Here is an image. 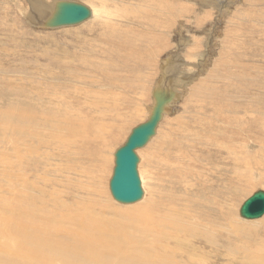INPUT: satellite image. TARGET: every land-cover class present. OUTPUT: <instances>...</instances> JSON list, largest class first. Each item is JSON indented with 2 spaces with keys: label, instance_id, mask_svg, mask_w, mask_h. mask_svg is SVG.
I'll use <instances>...</instances> for the list:
<instances>
[{
  "label": "rangeland",
  "instance_id": "rangeland-1",
  "mask_svg": "<svg viewBox=\"0 0 264 264\" xmlns=\"http://www.w3.org/2000/svg\"><path fill=\"white\" fill-rule=\"evenodd\" d=\"M36 1L31 3L30 0H0V109L12 108L9 111L14 110L18 113L17 115L20 108H23L26 114L32 115H37L34 108L42 112L48 110L53 104L46 99L49 96L45 95V90L44 94L39 93V87L50 84L46 91L51 92V96L55 95L56 99H64L69 106H62L64 115L71 114V122L72 120L74 124L76 122V128L81 131L85 129L95 135L97 141L90 140V134L86 131L87 136L83 137V141L86 140L84 147L94 160L77 147L82 142V138L77 136L73 138L64 136L66 140L62 138L55 141L52 148L43 147L38 151L33 150L31 145L34 142L28 139L33 131L17 129L18 126H12L10 123L28 124L32 121L25 120L27 116L25 113L22 114L23 122L18 119L16 121L15 114L12 112L9 115L11 119H5V123L9 124L0 126V160L7 164L4 168L3 163L0 162V173L8 171L14 176L21 177L22 167H27L26 164H31L34 159V163L41 167L32 171L30 175H34L37 171L34 175L35 180L41 179L42 182L56 180L55 188L53 186L47 188L51 192L79 195L75 201L79 202L77 199L82 198L80 203L90 206L89 199L92 196H87L85 190L78 189L79 185H84L86 190L88 187L99 186L101 190L108 191L107 194L113 201L109 189L112 187L113 174L116 173L117 153L125 148L133 137L136 138L140 134L136 132L145 126L140 134L142 136L136 141L134 147L138 164L136 165L137 173L140 179H143L139 180L140 188L142 193L145 192L142 202L135 206L156 200L160 219L166 217L163 214L165 205H167L166 208L172 205L180 211L184 220H194V215L199 214L201 210L199 221L205 226L204 229L209 231L210 228V223L206 222L217 223L215 232L218 238L224 244L230 245L232 250L230 251L229 248L228 253L220 248L222 252L214 258L215 261L214 259L211 261V264L254 263L256 253H260L259 245L264 244L263 234L252 236L257 238H251L252 244L246 246L248 250L241 251L239 246L244 238L236 236L232 229L233 225L226 223L225 217L228 216V212L224 207L233 211L230 212L234 217V224L245 226L247 223L264 221V216L261 219L249 221L240 215V209L246 200L259 191L264 192V177L261 179L264 167H258L256 163L257 160L264 161V147H261L264 145V0H40L46 6L43 8L44 12L59 9L57 14L51 17L54 22L50 19V22H53L50 27L44 26L46 17L42 18L43 12L40 9L42 6ZM59 2L85 5L92 10L93 17L73 27L62 26L65 20L62 19L64 16L60 15L63 9ZM32 6H37L36 8L40 10ZM37 18L43 19V24L39 23L40 20L38 21ZM107 24L109 26H106ZM134 28L148 35L137 36L133 32ZM110 30L113 31L110 32ZM80 57H85L86 60L96 58L95 61L99 67H106L109 70L107 72L110 78L105 75V70L100 72L90 70L91 75L87 74L88 69L85 66L70 69L72 71L68 77V74L64 72L65 68L63 70L61 68L64 63L66 65L82 64ZM51 74L57 76H51ZM60 75L63 77L61 78ZM88 75L92 80L84 79ZM102 78L108 81L104 82ZM126 80L134 83V89L131 86H125V83H128ZM157 86L159 91L155 93ZM77 90L80 92L76 99L83 103L86 101L84 108H81V103L77 104L78 100L72 103ZM158 96H161V100L157 98ZM155 101L159 102L158 106L168 105L170 111L162 112L161 119L155 122L157 132L147 142L148 135L152 133V127L145 124L150 122V109ZM56 104L57 102L54 103ZM204 108L209 111L206 115L211 114V110L214 111V115H218L219 121L215 119L218 123L214 120L210 123L223 129L225 135H228L227 137L232 141L231 146H227L230 149L229 153L222 150L217 154L214 149L219 148L215 143L196 146L192 141L193 133L203 131L202 125L210 127L208 120L206 122L209 124L204 123L198 126L193 125L191 121L199 115L200 110L205 111ZM219 110L222 115L217 114ZM29 111L31 113H28ZM155 112L160 113L158 109H155ZM45 114L40 113V115ZM67 116L70 115L65 117ZM247 122H249V129L245 127ZM184 123L190 130H183L181 126L178 128ZM31 126L34 125L26 128ZM238 128L245 131L242 136L236 134ZM21 131L26 138H23ZM170 134L173 136L170 137ZM169 139H180V141L178 145H174L168 143ZM47 140L51 141V138L47 137ZM157 141L163 142L160 148ZM73 142L76 145H73ZM223 143L225 144L226 140ZM211 147L213 150L208 151ZM28 151L29 154H27ZM50 152L53 156L49 158ZM106 157L109 158L108 163L105 161ZM183 165L190 170L180 169L183 172L174 175L170 173V170L175 171ZM105 169H107L106 172ZM98 171L100 176H97ZM193 171L198 172L196 177L193 176ZM237 174L241 176L243 184L239 182L237 185L234 184L232 194L224 196L222 191L225 190L221 188L226 184L223 180L227 177L236 179ZM102 177L101 184L99 180ZM68 184H71V187L74 184L78 188L75 186L70 189ZM210 184H214L213 189L217 188L222 192L215 193L216 197L211 195L212 200L207 193ZM111 191L113 193L112 188ZM229 195L230 199H228ZM60 196L67 199L65 195ZM114 198L116 199L115 196ZM214 198H217L219 202H213ZM196 199L200 200V204L195 203ZM122 203L127 202L122 201ZM115 205L120 206L118 207L120 210L121 207L122 210L125 209L116 201ZM221 213L225 215V220L222 219ZM153 228L156 229L157 226ZM168 231L164 230V232ZM225 256L226 258H223ZM248 256L250 259H247Z\"/></svg>",
  "mask_w": 264,
  "mask_h": 264
},
{
  "label": "bare ground",
  "instance_id": "bare-ground-1",
  "mask_svg": "<svg viewBox=\"0 0 264 264\" xmlns=\"http://www.w3.org/2000/svg\"><path fill=\"white\" fill-rule=\"evenodd\" d=\"M32 1H34V0H30L31 3H32ZM146 1H148V0H146ZM155 1H157V0H155ZM36 2L38 3V5L42 6V8L40 7L41 12H43V13H41V14H43L42 18L46 17L45 22L43 21V19L37 18L38 21L40 20L39 23L43 24V22H44V26H46V27L52 26L54 19H52L51 17L56 15L59 9H57L55 11L53 9V11L44 12L43 8H45L46 6L43 5V3L40 0H37ZM60 4H62L61 8L63 9V11L61 9L62 12L60 15L64 16V18H62V19H65V20L69 19L70 15L76 13V11L78 10V8L74 7L76 5V3H70L69 4V2H66V3H60ZM57 5H58V3H57ZM58 6H54V8H58ZM148 6H150V5H148ZM32 7H35V9H37L36 8L37 6H32ZM85 8L87 9V10H85V12H86V14L88 13V16H89L88 19L92 18L93 17V15L91 14L92 10H90V8H88V7H85ZM33 11H34V9H33ZM37 15H38V13H37ZM28 16H31V15H28ZM50 19H52L53 22H50ZM157 21H156V24H157ZM109 22H111V21H109ZM120 22H122V21L120 20ZM42 24H41V26L44 27ZM121 25H124V24H121ZM106 26H109V25L107 24ZM162 27H163V23H162ZM142 30H145V29H142ZM111 31H113V30H110V32ZM133 32L136 33L137 36L139 35L141 37L148 35L147 33L137 31L135 28L133 29ZM79 46H81V45H79ZM80 60H82V62L80 61L82 64L73 63V65L72 64L66 65V63H64V66L61 68V70H63L65 68L64 72L68 74V77H70L69 74H70V71H72L70 69H73V68L77 69V68H80L81 66H85L88 69L87 74H90V70H97V72H100V70H105V72H106L105 75L107 77H109L108 72H107L109 70L106 67H99L95 61L96 58H93V59L90 58V59L86 60L85 57H80ZM75 61L77 62L78 60H75ZM60 67H61V65H60ZM58 70H59V68H58ZM80 72H81V70H80ZM54 75L51 74V76H54ZM49 76H50V74H49ZM56 76L57 75H55V77ZM60 76H61V78L63 77L62 75H60ZM64 76L66 77V75H64ZM55 77H53V78H55ZM88 77H90V78H88ZM88 77H87L88 79L87 78H84V79L87 81L92 80L91 76L88 75ZM124 78H128V77H124ZM78 80H79V78H78ZM85 80L84 81L82 80V81L85 82ZM94 80H96V79H94ZM102 81H104L103 78H102ZM106 81H108V80H106ZM106 81H104V82H106ZM131 82H133V81H131ZM107 83H105V84L107 85ZM145 84H146V81H145ZM73 85H74V83H73ZM106 85H103V86H106ZM169 85H171V84H169ZM27 86H29V85H27ZM37 86H39V84ZM48 86H50V84L46 85L44 87L40 86L39 87V89H40L39 93L42 95L45 92L46 93L45 95L49 96L46 99H48L49 103H52L53 105H51L48 110H45L43 112L34 108L33 110L37 115L26 114L24 112L23 108H20V111L18 110L19 115H17L18 113L17 112L15 113V111L13 110L12 112H13V114H15L14 116L16 117L15 118L16 121L18 119L20 122H23L22 114L25 113L27 115L25 120L28 121V119H30L32 122H29L28 124H17L16 122L13 121L14 123L10 122L11 125L12 126H18L17 129L22 128L24 131L25 130L26 131H33L32 133L29 132L31 135L29 134L30 136L29 137L27 136V137L30 141L34 142L32 145L31 144L30 145L32 146L33 150H35V151H38V150H40V148H43V147L44 148H46V147L52 148V146L54 145V142L58 141V140H62V138L64 136H67L66 138H68V137L73 138V136H77V138L78 137L82 138V142L79 145H77V147L80 150L84 151L85 154L90 157V159L94 160V158L87 152V149H85V147H84V143L86 140L83 141V137L87 136L85 134L86 130L83 129V131H81V129L76 128V125H77L76 122H75V124H74V120H72V122H71V117H72L71 114L67 113L64 115V113L62 111V106L63 105H66L67 107H69V106L66 104V101H64V99L60 100L59 98L56 99L57 97H55V95L51 96L50 95L51 92L48 93L46 91ZM109 86H107V87H109ZM125 86L126 87L131 86L133 88L134 83L128 82V83H125ZM159 86H157L155 88V91H154L155 93H158ZM74 87H76V86L74 85ZM143 87H145V86H143ZM63 88H65V87H63ZM73 89H75V88H73ZM150 89H147V90H150ZM69 90H68V92H69ZM82 90H85V89H82ZM86 91H88V90H86ZM131 91H132V89H131ZM79 92H80V90H79ZM79 92H78V90L76 91L75 97L72 98V103H75L78 100L77 104L81 103L82 104L81 108H84L85 107L84 104L86 103V101H84V103H83V101H81V100L79 101V99H76L77 98L76 96H78ZM136 92H137V90H136ZM174 92H177V91H174ZM33 93L36 94L35 92H33ZM34 94H32V95L34 96ZM168 94H172V93H168ZM146 95H147V93H146ZM87 96H88V94H87ZM98 96H99V94L97 95V98H98ZM141 96H142V94H141ZM175 96H176V94H175ZM92 97H93V95H92ZM157 98H159V100H161V96H158ZM189 98H190V96H189ZM89 100H90V98H89ZM191 101L194 102L193 100H191ZM55 102H57L56 105H54ZM158 104H159V102L155 101L153 103V106L150 109V112H151L150 122H152V123L147 122L145 124V125L152 127V133L150 135H148L147 142L149 139L152 138V136H155L154 134H156V132H157L156 131L157 125H155V122L157 120L161 119L162 112L163 111H166V112L170 111V107L168 105L158 106ZM183 104H185V103H183ZM147 105H149V103ZM30 107H32V106L30 105ZM33 107H34V105H33ZM7 108H4V110L0 109V126L1 127L3 125L9 124V123H5L6 118L11 119V118H9V115H11L12 112L9 110L12 108H8V109ZM92 108H93V106H92ZM184 108H186V106ZM155 109H158L160 113L156 114ZM204 110L205 111L200 110L199 115H197L195 117V119H191L193 125L196 124L198 126V125H202L204 123H205V125H207L213 120H214V122H216L215 119H218V121H219L218 115H214L213 110H211L210 112H212V113L208 114V115H206V114L209 111L206 108H204ZM77 111H78V109H77ZM83 111H84V109H83ZM220 112H221L220 110L217 111V114L222 115ZM28 113H31V112L29 111ZM40 113H43V114L46 113V114L40 115ZM47 114L51 115L52 118H51V116L47 117V116H49ZM6 115H8V116H6ZM66 115H70V116H67L68 117L67 118V117H65ZM187 115H189V114H187ZM187 115H185V117ZM226 118L228 119V117H226ZM181 119L183 120V117ZM207 120L209 123L206 122ZM86 121H88V120H86ZM8 122H9V120H8ZM25 123H27V122H25ZM216 123H218V122H216ZM29 125H34V126H31L30 128H26ZM180 126L183 127V130L184 129L190 130V129H188L189 127H187V124H185V123L179 125L178 128ZM248 126H249V122H247V124L245 125L246 129H249ZM24 128H26V129H24ZM197 128H200V127H197ZM201 128L203 129L202 132H195L192 134V141L195 142L196 146H199V145L205 146L206 144L215 143V144H218V148H219V149H214L217 154H219V152L222 150H224L228 153L230 152V149L227 146H231L232 141H230L229 137H227L228 135H225L223 129L217 128L212 123H210V127H205L202 125ZM235 128H237V127H235ZM144 129H145V126L141 127L140 130H138L136 132V134L137 133L141 134V132L144 131ZM47 130H49L50 132H48ZM53 130H54V132H51ZM96 131H98V130H96ZM20 133L23 135V138H26L25 134H23L22 131ZM86 133L90 134V140L95 139L94 134L90 133L89 131H86ZM218 133H220V135H217ZM243 133H245V131L241 128H238V130L236 131V134H238L239 136H242ZM140 134L137 135L136 138L133 137L131 139L130 143L128 144V142L131 138L130 137L127 140L128 145L125 148H123L121 151H119V153H117L118 155L116 157V160H117L116 173H115V175L113 174L112 182H111V184H112L111 188L113 190L114 195L111 191V188L109 189L111 192L113 201L111 200V198L107 194L108 191L106 192L105 191L106 189L104 191L101 190L99 186L98 187L96 186L93 188L88 187V190H86L84 185L83 186L79 185V188H78L76 185L72 184V187L75 188V186H76L81 191L85 190L84 192L87 193V196H90V197L92 196V198L89 199L90 206H86L83 203H80L82 198H79L80 200L77 199L79 202L75 201L76 197H78L79 195L77 196V195H73V194H63L62 192L57 193L58 191L56 193H54V191L51 192L47 188L48 187L51 188V186H53L55 188V186H57L56 180H53L51 182L50 181L42 182L41 179L35 180L36 178H34V175L36 174L37 171L35 172L34 175H30V173L32 171L41 167V165H36L34 163V161H35L34 159L32 160L31 164H29V165L26 164L27 167L21 166L23 168L21 177L14 176V175L8 173V171H4V173H0V264H211V261L214 258H216L220 252H222L220 248H222V250L228 251V249L230 248V245L224 244L223 241H220V239L218 238V234L215 232V224L217 225V223H214L213 221L212 222L211 221L206 222V223H210L209 224L210 228L208 227L209 231L204 229L205 226H203L201 224V222L199 221L201 210L199 211V214L194 215V220H184L183 214L180 211H178L172 205H169L167 208H166L167 205H165L163 208V211H164L163 214L166 215V217L163 219H160L159 214H158L159 208L156 207V200L155 201L154 200L148 201V203H145V205L135 206L136 204L142 202V200L144 199L143 193H145V192H143V193L141 192L142 189L140 188L139 180H141L142 178L140 179V177L137 173L136 165L138 166V164H137V159H136L135 154H134V152H135L134 147L136 146V141H138L140 136H142ZM222 134H224V135H222ZM171 136H173V134H170V137ZM47 137L51 138V141H48ZM63 139L66 140L65 138H63ZM74 139H75V137H74ZM159 139H160V137H159ZM1 140L3 141V139H1ZM19 140H20V138H19ZM77 140H80V139H77ZM102 140H104V139H102ZM169 140H171V141H169ZM169 140H168V143L174 144V145H178V143L180 141V139L179 140L169 139ZM225 140H226V143L224 144L223 142ZM16 143H18V142H16ZM74 143L75 142H73L72 144L76 145ZM162 145H163V142H161V141L158 142L159 148ZM68 146H69V144L67 145V147ZM261 147L263 148L264 145L263 146L261 145ZM49 148H48V150H49ZM24 149H22V150H24ZM209 150H213V147L208 148V151ZM34 153H37V152H34ZM51 153L52 152H50V154H48L49 158L52 155ZM77 153H79V152H77ZM27 154H29V151ZM217 154H216V156H217ZM70 155H73V154H70ZM28 157L30 158V156H28ZM37 157H38V155H37ZM137 157L139 159L138 155H137ZM23 159H25V158H23ZM190 160H192L191 157H190ZM24 161L27 162V160H22V162H24ZM105 161L108 163L109 158L106 157ZM139 161H140V159H139ZM0 162L3 163V167L6 168L7 164L1 160H0ZM253 162H254V160H253ZM253 162H251V164H254ZM256 163H257L258 167H261V168L264 167V161L257 160ZM109 165H110V162H109ZM241 166H244V165H241ZM180 169H183V171H189L190 170V168H189V170H187L186 167L183 165V166L178 167V169H176L175 171L170 170V173L172 175H174L175 173L183 172ZM106 170L107 169H105L104 171L106 172ZM99 171L97 173V176H100ZM260 174H262V173L260 172ZM197 175H198V172L196 171L194 173V171H193V176L196 177ZM102 176H103V174H102ZM39 177L40 176H38V178ZM91 177H93V176H91ZM263 177H264V174L262 175L261 179ZM227 178L223 180L224 184H226V185H224L221 188L222 190H225V191H222L224 193V196H227L228 194H232V187H234V184L237 185V183L239 182V184L241 183V185H242L244 182L241 179V176L239 174H237L236 179L235 178L230 179L229 177H227ZM32 179H34V180H32ZM69 179H70V177H69ZM102 180H103V177L99 180L101 184H102ZM89 182L90 181L88 180V183ZM9 183L11 185H9ZM16 183L18 185H16ZM68 183H70V182H68ZM88 183H86V184H88ZM91 183L93 184V182H91ZM129 184L131 185L132 190H134V192L132 193L131 196L128 195L126 192V189H127ZM69 186H70L69 187L70 189H73L71 187V184ZM192 187H195V186H192ZM213 187H214V184H212V185L210 184V189L207 191V193H209V198L211 200H212V198L210 197L211 195H214L216 197L215 193H217V192H219L220 194L222 193L217 188L213 189ZM105 188H107V187H105ZM92 189H94V190H92ZM34 193H36V194H34ZM60 195H65V197L67 199L62 198ZM139 195H140V197H139ZM217 195H219V194H217ZM114 196L116 197L117 200L114 198ZM230 197L231 196L229 195L228 199H230ZM115 201L122 204L123 207H125V209L122 210V207H121V210L118 209V207H120V206L115 205ZM122 201L127 202V203H130L132 201H134V202H132L130 204H127V203L125 204V203H122ZM199 201H200L199 199H196L195 203L197 204V203H199ZM213 202L217 203L219 201L216 198ZM164 204H166V202ZM205 206H207V205H205ZM213 206H215V205H213ZM222 207H224V206H222ZM224 208L228 212V216L225 217L227 219L226 223L234 226V227L232 226V229H233L234 233L236 234V236L239 235L242 238H244V241L242 242L243 245L241 244L239 246L241 251H247L248 250V248H246V246L252 244V241H251L252 236H258V235L263 234L262 236L264 238V221L259 222V223H247L245 226L242 224L237 225V224L233 223L234 217L231 213L233 211L227 207H224ZM224 216L225 215L223 213H221V217L223 220H225ZM202 220H205V219H202ZM212 220H215V219H212ZM235 221H236V219H235ZM202 223H203V221H202ZM155 225L157 226L156 229L153 228ZM218 225H219V223H218ZM219 226H222V224ZM227 227H229V226H227ZM225 228H226V226H225ZM164 230H169V231L164 232ZM222 233H224V232H222ZM253 238H255V237H253ZM228 239H229V237H228ZM257 245H259V244L257 243ZM223 247H224V249H223ZM259 247H261L260 250L258 249V251H260V253H256V259L254 258V261H253L254 263H252V264H255V263L256 264H264V244L261 246L259 245ZM229 250L232 251L231 248ZM234 252L235 251H233V253ZM228 253H229V251H228ZM239 253H241V252H239ZM248 254L250 255V253H248ZM226 256L223 258H226ZM247 259H250V257L248 256ZM214 261H215V259H214ZM246 261H248V260H246Z\"/></svg>",
  "mask_w": 264,
  "mask_h": 264
},
{
  "label": "water",
  "instance_id": "water-1",
  "mask_svg": "<svg viewBox=\"0 0 264 264\" xmlns=\"http://www.w3.org/2000/svg\"><path fill=\"white\" fill-rule=\"evenodd\" d=\"M74 7L78 8V10L76 13L70 15L69 19H63L65 21L62 23V26L78 25L89 18L88 13L86 14L85 12V10H87L85 6L76 3ZM126 192L130 196L134 192L130 184L126 189ZM240 215L243 219L249 221L261 219L264 216V192L259 191L246 200L240 209Z\"/></svg>",
  "mask_w": 264,
  "mask_h": 264
}]
</instances>
